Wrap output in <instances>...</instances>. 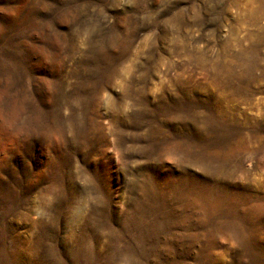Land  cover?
I'll use <instances>...</instances> for the list:
<instances>
[{"label": "rangeland", "instance_id": "374dc122", "mask_svg": "<svg viewBox=\"0 0 264 264\" xmlns=\"http://www.w3.org/2000/svg\"><path fill=\"white\" fill-rule=\"evenodd\" d=\"M0 264H264V0H0Z\"/></svg>", "mask_w": 264, "mask_h": 264}]
</instances>
